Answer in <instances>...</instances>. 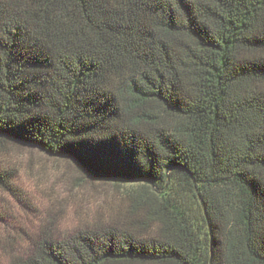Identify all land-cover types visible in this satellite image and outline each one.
<instances>
[{
	"label": "trees",
	"instance_id": "obj_1",
	"mask_svg": "<svg viewBox=\"0 0 264 264\" xmlns=\"http://www.w3.org/2000/svg\"><path fill=\"white\" fill-rule=\"evenodd\" d=\"M8 142L119 190L8 264H264V0H0Z\"/></svg>",
	"mask_w": 264,
	"mask_h": 264
},
{
	"label": "rangeland",
	"instance_id": "obj_2",
	"mask_svg": "<svg viewBox=\"0 0 264 264\" xmlns=\"http://www.w3.org/2000/svg\"><path fill=\"white\" fill-rule=\"evenodd\" d=\"M0 170L13 173L15 188L0 189V264L25 254L41 233L66 236L105 214L119 195L113 182L75 162L16 143L0 148Z\"/></svg>",
	"mask_w": 264,
	"mask_h": 264
},
{
	"label": "water",
	"instance_id": "obj_3",
	"mask_svg": "<svg viewBox=\"0 0 264 264\" xmlns=\"http://www.w3.org/2000/svg\"><path fill=\"white\" fill-rule=\"evenodd\" d=\"M203 209H204V211H205V208H204V206H203ZM205 215H206V212H205Z\"/></svg>",
	"mask_w": 264,
	"mask_h": 264
}]
</instances>
